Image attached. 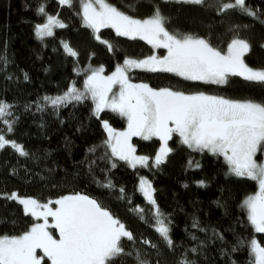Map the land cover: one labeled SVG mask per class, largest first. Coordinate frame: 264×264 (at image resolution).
I'll return each mask as SVG.
<instances>
[{
  "label": "trees",
  "instance_id": "16d2710c",
  "mask_svg": "<svg viewBox=\"0 0 264 264\" xmlns=\"http://www.w3.org/2000/svg\"><path fill=\"white\" fill-rule=\"evenodd\" d=\"M108 2L137 18L150 16L154 5H159L162 14L170 18L166 25L170 31L207 38L221 51L227 49L234 37L245 39L251 45L245 55L246 63L253 68H264V48L261 47L264 44V23H261L264 0H246L259 19L232 10L221 13L217 10V0H206L203 6L177 4L174 0L169 3L163 0ZM130 4L135 5V11L127 7ZM41 5L48 14L58 15L66 25L43 40L36 37L34 29L37 23L46 22V17L37 11ZM82 16L81 0H74L71 7L60 5L58 0H0V55L8 60L6 66L0 62V100L14 106L12 113L17 120L15 131L8 133L7 138L15 140L29 153L26 157L20 156L10 146L0 151V235H20L36 223L34 216L26 214L17 199H6L7 195L15 192L47 202L81 193L100 202L133 233L135 248L151 264L157 261L179 264L185 256L194 264H250L248 242L255 238L264 246V233L254 231L247 210L241 205L257 191L258 185L247 177L228 174V165L222 156L193 151L181 144L180 137L174 133L168 142L174 151L155 167L153 159L161 141L157 137L143 140L135 136L132 143L137 153L150 159L148 167L132 168L111 156L110 147L104 144L108 136L102 122L108 121L115 130H123L127 127L125 117L110 109L102 111L99 117L94 116L95 105L90 98L60 106L58 112L51 105L38 111L36 102L43 96L61 95L73 83L83 90L90 66H103V74L110 75L125 58H147L155 53L147 40L118 36L114 29L102 28L99 35L114 46L110 51L94 38L93 30L84 25ZM62 41L68 42L79 55H67ZM159 52L163 55L167 50L160 48ZM129 79L147 83L154 89L171 88L186 94L203 92L232 100L264 102V86L240 76L230 75L226 83L219 84L137 68L130 70ZM92 148L94 152L89 151ZM256 158L264 159V155L258 153ZM189 160L194 164L199 162L201 167H190ZM112 163L117 166L111 167ZM143 176L150 180L159 208L171 221L174 249H170L155 230L149 212L152 206L139 190ZM109 180L114 187H103ZM199 180H204L205 186H199L196 183ZM121 188L125 190L123 194ZM138 206L144 208L147 222L139 218ZM194 220L207 231L193 228ZM213 230L224 239L216 238ZM52 231L56 234L54 229ZM144 240L154 243L156 249L144 244ZM124 247L131 250L133 245L126 241ZM193 247L197 248L196 252L190 251ZM38 256H43L40 249ZM41 264L51 262L44 257ZM115 264H135V261L122 257Z\"/></svg>",
  "mask_w": 264,
  "mask_h": 264
},
{
  "label": "snow or ice",
  "instance_id": "6c2138e0",
  "mask_svg": "<svg viewBox=\"0 0 264 264\" xmlns=\"http://www.w3.org/2000/svg\"><path fill=\"white\" fill-rule=\"evenodd\" d=\"M58 2L71 7L74 0ZM163 2L169 3L170 0ZM174 2L201 6L206 4V0ZM136 3H140V0H136ZM81 6L84 25L91 28L94 38L105 44L110 51L114 46L101 38L99 33L102 28H112L118 36L147 40L154 48L166 49L167 55H151L141 60L125 58L123 64L116 65L115 70L107 76L103 75V66H90L87 70L90 74L86 73L83 90L73 83L61 95L43 96L36 102L38 111H44L46 106L51 105L58 112L60 106H67L73 101L81 103L90 98L95 105L94 116L99 117L102 111L110 109L125 117V131L115 130L108 121L102 122L108 136L104 144L110 147L111 156L125 161L132 168L137 165L148 167L150 159L148 156L136 155V148L130 142L133 136H139L143 140L157 137L161 141L153 159L155 167H159L174 151L168 143L174 133L180 137L181 144L193 151H207L214 156H222L228 165V174L247 177L257 183L258 191L246 197L241 207L246 208L248 221L254 231L264 233V160L258 161L256 158L258 153L264 155V102L251 99L232 100L203 92L186 94L171 88L154 89L147 83H131L129 79V71L138 68L149 72L175 73L191 81L220 84L226 83L230 75L240 76L246 81L264 86V68H253L245 62V55L251 50L250 43L234 37L228 43L227 50L221 51L207 38L170 31L166 27L170 18L162 14L159 5H154L153 13L142 19L121 11L108 0H81ZM127 7L135 11L134 4ZM217 10L221 13L238 11L259 19L256 10L250 8L246 0H217ZM37 11L46 17V22L34 26L38 39L53 36L54 27H66L58 15L48 14L43 5ZM61 43L67 55H79L68 42ZM261 47L264 48V44ZM0 62L6 66L7 57L0 55ZM24 79H28L27 73L24 74ZM117 86L118 92H114L113 89ZM13 107L12 104L0 100V151L10 146L20 156L26 157L29 153L24 147L7 138L8 133L15 131L17 122L12 113ZM89 151L94 152L95 148ZM188 165L201 167L199 162L194 164L192 160L188 161ZM116 166V163L111 165L113 168ZM196 183L205 186L204 180ZM102 186L114 187L110 180ZM139 190L152 206L149 212L155 230L168 247L174 249L169 227L171 221L159 208L153 195L155 189L149 181L141 177ZM124 191L123 188L120 189L122 194ZM5 198L15 200L17 193L13 192ZM120 198L123 199L124 196ZM19 203L24 206L26 214L43 217L44 223H35L20 235H0V264H41L44 257L51 264H115L122 257L133 258L135 264H151L135 248L136 237L133 233L96 199L76 193L56 199L54 204L57 207L54 208L50 206L52 201L41 204L31 197L21 198ZM144 211V208L138 206L139 218L147 222ZM48 217L53 218L51 225L48 224ZM49 227L58 231L59 238L49 231ZM192 227L207 231L196 220ZM213 235L224 239L215 230ZM125 238L132 243L131 250L125 249ZM192 238L196 239L195 236ZM143 243L153 249L157 247L149 240H144ZM248 244L250 264H264V246L255 238ZM37 249L42 250L43 256L37 255ZM190 251L196 252L197 248L193 247ZM179 264L194 262L185 256Z\"/></svg>",
  "mask_w": 264,
  "mask_h": 264
},
{
  "label": "rangeland",
  "instance_id": "374dc122",
  "mask_svg": "<svg viewBox=\"0 0 264 264\" xmlns=\"http://www.w3.org/2000/svg\"><path fill=\"white\" fill-rule=\"evenodd\" d=\"M81 9H82V6H81ZM82 13H83V9H82ZM137 18V17H136ZM142 19V18H141ZM61 20V19H60ZM63 23H64V21L63 20H61ZM65 24V23H64ZM58 27H54V29H53V32H54V30L55 29H57ZM153 46V45H152ZM159 50H160V48H155V53L154 54H152V55H156V56H158V57H162V56H165V55H167V52L165 53V54H163V55H161L160 54V52H159ZM227 50V49H226ZM225 50V51H226ZM223 51V50H222ZM151 56V55H150ZM148 57V56H147ZM141 59H145V58H136L135 60H141ZM246 62V61H245ZM133 69H137V68H133ZM132 70V69H131ZM130 72V71H129ZM104 75V74H103ZM105 76H107V75H105ZM130 82L131 83H136V82H133V81H131L130 80ZM220 84V83H219ZM113 91L114 92H118V86L117 87H115L114 89H113ZM173 91H175V90H173ZM192 94H194V93H192ZM112 94L110 93L109 94V96H111ZM207 95V94H206ZM106 110V109H105ZM127 120V119H126ZM171 126V125H170ZM126 129H127V127H126ZM126 129H123V130H117V131H125ZM133 137H135V136H133ZM133 137L131 138V143H132V139H133ZM139 137V136H138ZM132 145H133V143H132ZM134 147H135V145H133ZM136 148V147H135ZM136 155H138V156H140L138 153H137V151H136ZM260 160H264V159H259L258 161H260ZM137 166H139V165H137ZM143 178H145L147 181H149L150 182V180L147 178V177H145V176H143ZM151 183V182H150ZM152 185V184H151ZM154 188V187H153ZM257 191H258V189H257ZM256 191V192H257ZM256 192H254V194L256 193ZM79 194H81V193H79ZM69 195V194H68ZM81 195H84V194H81ZM153 195H154V193H153ZM253 195V194H252ZM90 197V196H89ZM21 198H29L28 196H25V197H23V196H21V195H19V194H17V200L19 201V199H21ZM32 198V197H31ZM60 198V197H59ZM91 198V197H90ZM58 199V198H57ZM38 202H40L38 199H36ZM56 199H54V200H49V201H52L53 203H51L50 204V206L51 207H57V205H55L54 204V201H55ZM49 201H47V202H40L41 204H43V203H48ZM30 214V213H29ZM31 215V214H30ZM35 219H36V223H44V218L43 217H39V218H37V217H34ZM53 223V218L52 217H48V224L49 225H51ZM49 231H52V228L51 227H49ZM53 232V231H52ZM55 232H56V234H54L53 233V235L56 237V238H59V234H58V231H56L55 230ZM38 250L39 249H37V255H38ZM41 251V253H42V255H43V252H42V250H40ZM51 262V261H50Z\"/></svg>",
  "mask_w": 264,
  "mask_h": 264
}]
</instances>
